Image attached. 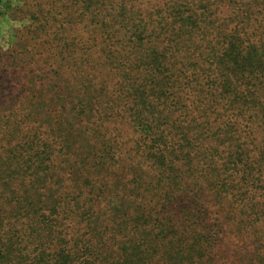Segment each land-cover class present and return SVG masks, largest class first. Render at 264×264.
<instances>
[{
    "label": "rangeland",
    "instance_id": "1",
    "mask_svg": "<svg viewBox=\"0 0 264 264\" xmlns=\"http://www.w3.org/2000/svg\"><path fill=\"white\" fill-rule=\"evenodd\" d=\"M163 1L0 0V253L264 264V0Z\"/></svg>",
    "mask_w": 264,
    "mask_h": 264
},
{
    "label": "trees",
    "instance_id": "2",
    "mask_svg": "<svg viewBox=\"0 0 264 264\" xmlns=\"http://www.w3.org/2000/svg\"><path fill=\"white\" fill-rule=\"evenodd\" d=\"M182 1L184 0H164L163 4L161 5L160 12H163V11L165 12L167 9L171 7V4L174 5ZM160 18L166 19L163 17V15L160 16ZM165 24L169 25V23H165ZM175 29H178V28L175 27ZM175 66L178 67L177 72H179V76H180L179 85L182 83L181 76H183L184 72L190 73L188 74L189 75L188 77L192 76L191 75L192 71L190 72L187 69V66L184 70H181L183 63L176 64ZM188 77H184V78L187 79ZM188 96H193V98L197 97L195 94H189ZM194 106H195L194 103H190V105L189 104L187 105V108L190 111H193ZM214 116H215V113H214ZM262 207L264 208V203H262ZM27 212H28L27 209H24V208L19 209L16 211V214L5 218L2 215L6 214V212L2 213V211H0V223L3 224L2 228L8 229L7 233L0 230V235L2 234L1 238L3 240L7 238V235L10 237V234H11V236L14 237V235L17 236L20 233V229L17 227L18 220L20 218L19 215L28 214ZM72 215L73 214H70L69 216L71 217ZM69 216L68 217L60 216V231L59 232L58 231L56 232L55 230L56 225L49 224L46 222L43 242L38 241L36 244L38 247V251H40V253H36L33 255L29 253H21L19 248L16 247L17 253H0V264H114V263L115 264H137L138 263V262L136 263V261L138 260L136 259V253L135 254L125 253L127 252L125 251L126 249L124 247V245H127V243L125 242L121 243V245L116 247L115 253H110L112 254L110 262H102L99 259V257L96 258L95 255H97L98 253H94L92 251L90 238L86 237L85 239L83 234L75 230V228L79 231L84 230L85 235H89L91 233L96 232L93 223L89 220H83L81 222L74 221L75 226L73 227L71 223H67L70 218ZM121 232H123V229L121 230ZM58 241H60V247L55 248V245L57 244ZM21 247L24 250V249L31 248L32 245L28 241H25L24 243L21 244ZM44 252H47V253H44ZM137 254L141 255V253H137ZM38 256H40L39 262H37Z\"/></svg>",
    "mask_w": 264,
    "mask_h": 264
}]
</instances>
